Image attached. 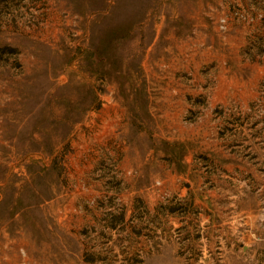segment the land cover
I'll return each instance as SVG.
<instances>
[{
    "label": "rangeland",
    "instance_id": "374dc122",
    "mask_svg": "<svg viewBox=\"0 0 264 264\" xmlns=\"http://www.w3.org/2000/svg\"><path fill=\"white\" fill-rule=\"evenodd\" d=\"M0 264H264V0H0Z\"/></svg>",
    "mask_w": 264,
    "mask_h": 264
},
{
    "label": "trees",
    "instance_id": "16d2710c",
    "mask_svg": "<svg viewBox=\"0 0 264 264\" xmlns=\"http://www.w3.org/2000/svg\"><path fill=\"white\" fill-rule=\"evenodd\" d=\"M2 49L13 50L12 48H10L8 46H3L2 48L0 47V50H2Z\"/></svg>",
    "mask_w": 264,
    "mask_h": 264
}]
</instances>
